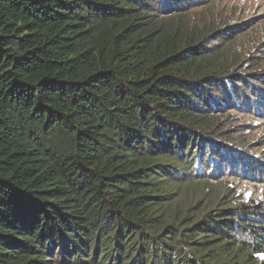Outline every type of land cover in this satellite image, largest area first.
<instances>
[{"label":"trees","instance_id":"1","mask_svg":"<svg viewBox=\"0 0 264 264\" xmlns=\"http://www.w3.org/2000/svg\"><path fill=\"white\" fill-rule=\"evenodd\" d=\"M202 4L0 0V264H264V201L178 209L225 163L264 183L215 139L264 123V71Z\"/></svg>","mask_w":264,"mask_h":264},{"label":"rangeland","instance_id":"2","mask_svg":"<svg viewBox=\"0 0 264 264\" xmlns=\"http://www.w3.org/2000/svg\"><path fill=\"white\" fill-rule=\"evenodd\" d=\"M202 8L191 15L190 21L225 28V48L232 51L239 61L245 57V69L264 71V0H204ZM243 26V31L239 28ZM234 27L237 33L231 32ZM247 110L242 114L225 113L220 117V134L215 136L224 148L244 151L248 158L264 162V123L254 119ZM220 161V158H217ZM223 174H229L213 182L191 183L180 192L178 209L202 201L200 208L210 210L217 203L227 201L231 205H257L264 201V183H256L242 172L232 173L229 164L223 166Z\"/></svg>","mask_w":264,"mask_h":264}]
</instances>
